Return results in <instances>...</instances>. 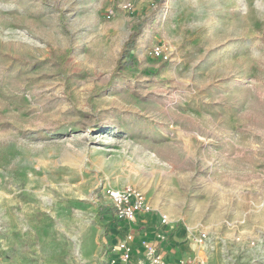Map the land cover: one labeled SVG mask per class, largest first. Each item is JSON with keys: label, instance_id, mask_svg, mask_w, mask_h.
Instances as JSON below:
<instances>
[{"label": "rangeland", "instance_id": "obj_1", "mask_svg": "<svg viewBox=\"0 0 264 264\" xmlns=\"http://www.w3.org/2000/svg\"><path fill=\"white\" fill-rule=\"evenodd\" d=\"M112 6L0 0V264H109L98 213L127 186L208 232L192 263L264 264V0Z\"/></svg>", "mask_w": 264, "mask_h": 264}, {"label": "crops", "instance_id": "obj_2", "mask_svg": "<svg viewBox=\"0 0 264 264\" xmlns=\"http://www.w3.org/2000/svg\"><path fill=\"white\" fill-rule=\"evenodd\" d=\"M107 210L108 208H105L102 214L99 213L103 218L98 232L100 244L104 251L102 261L110 260L115 255L113 249L128 233L134 236L132 254L128 261H120L117 264H139V262H144L146 259L145 248L142 245L144 240L156 244L167 264H191L189 262L191 257L209 258V254H205L206 252L200 249V244L194 240L193 235L188 234L186 226L181 227L179 225L180 221L176 224L169 220L164 223L160 211L139 212L134 222H128L119 220L112 208ZM158 232L165 233L166 238L157 240L156 234ZM201 232L208 233L207 231ZM215 257L217 256H211L212 263L218 260Z\"/></svg>", "mask_w": 264, "mask_h": 264}, {"label": "built area", "instance_id": "obj_3", "mask_svg": "<svg viewBox=\"0 0 264 264\" xmlns=\"http://www.w3.org/2000/svg\"><path fill=\"white\" fill-rule=\"evenodd\" d=\"M117 7L112 6L108 13L113 15L117 9L123 11H131L138 4L144 0H116ZM156 55L163 56L167 58L169 48L166 44L156 45L153 49ZM105 196L109 199L111 203V208L115 216L119 220H125L128 222H134L137 219V213L146 212L154 210L152 206L145 200L144 194L133 186H127L123 189L115 188H105ZM162 221L164 223L168 222L167 215H162ZM165 233L158 232L156 234L157 240L165 239ZM194 240L202 245L209 246L212 245V240L210 239L208 233L201 232L196 236H193ZM134 239L133 234L128 233L125 235L123 240L118 243L113 249L115 255L109 260V264H117L120 261H128L133 251L132 241ZM211 242V243H210ZM143 247L145 248V261L139 262V264H167L164 260V256L159 252L156 244L149 240H144L142 242ZM191 264H203V263H192Z\"/></svg>", "mask_w": 264, "mask_h": 264}, {"label": "trees", "instance_id": "obj_4", "mask_svg": "<svg viewBox=\"0 0 264 264\" xmlns=\"http://www.w3.org/2000/svg\"><path fill=\"white\" fill-rule=\"evenodd\" d=\"M159 7H162L164 5L165 0H158ZM146 22H143L137 30H135L128 38V40L125 42L119 60L118 64L116 65V73L121 74L122 71L126 70L127 67L133 66L135 64V60L132 57V50L136 48L138 38L142 34V28L144 27ZM99 215V213H98Z\"/></svg>", "mask_w": 264, "mask_h": 264}]
</instances>
